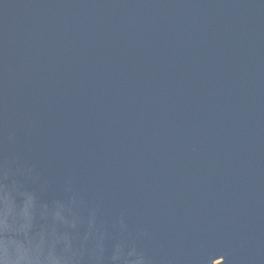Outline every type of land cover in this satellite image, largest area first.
<instances>
[{
	"label": "water",
	"instance_id": "1",
	"mask_svg": "<svg viewBox=\"0 0 264 264\" xmlns=\"http://www.w3.org/2000/svg\"><path fill=\"white\" fill-rule=\"evenodd\" d=\"M0 264H264V0H0Z\"/></svg>",
	"mask_w": 264,
	"mask_h": 264
}]
</instances>
